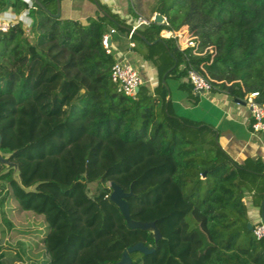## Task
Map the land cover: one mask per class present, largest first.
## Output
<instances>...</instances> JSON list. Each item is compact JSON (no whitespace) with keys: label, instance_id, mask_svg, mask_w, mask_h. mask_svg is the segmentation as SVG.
Here are the masks:
<instances>
[{"label":"trees","instance_id":"1","mask_svg":"<svg viewBox=\"0 0 264 264\" xmlns=\"http://www.w3.org/2000/svg\"><path fill=\"white\" fill-rule=\"evenodd\" d=\"M90 1L94 13L73 19L53 16L56 0H0V10L28 16L0 31V152L18 169L16 181L0 162V264H112L135 242L153 250L130 252L131 264H264V240L246 228L244 200L248 194L264 219V161H234L208 124L173 110L166 82L186 77L190 65L228 95L257 90L264 103V0H155L151 11L168 25L151 21L130 38L157 83L134 97L110 78L130 24ZM134 9L127 1L132 21ZM163 27L186 29L214 54L178 50L160 38ZM108 28L112 53L101 43ZM79 176L130 190V218L155 220L160 238L128 227L110 189L89 196ZM4 205L13 218L43 224L30 256L21 241H8Z\"/></svg>","mask_w":264,"mask_h":264},{"label":"crops","instance_id":"2","mask_svg":"<svg viewBox=\"0 0 264 264\" xmlns=\"http://www.w3.org/2000/svg\"><path fill=\"white\" fill-rule=\"evenodd\" d=\"M119 16L130 20L131 15L125 9L127 0H100ZM60 14L63 17L84 19L94 13V5L90 0H62L59 3ZM139 14L137 10H134ZM155 11L145 13L148 17ZM26 14L22 11L13 14L10 8L0 10V18L22 19ZM114 46V45H113ZM120 50V47L118 48ZM126 43L122 50L125 52ZM127 57L139 71L143 84L152 88L157 83L154 67L140 58L132 49L126 52ZM186 77H167L169 95L173 110L185 117L208 124L215 132L219 146L236 162L242 163L247 158L259 156L264 161V137L262 132L251 130L252 117L249 107L242 98L228 95L214 87L207 92L193 94L190 86L185 83ZM180 81L183 84H180ZM248 204L250 222L253 224L260 218L257 207L251 202L250 196L244 197Z\"/></svg>","mask_w":264,"mask_h":264},{"label":"built area","instance_id":"3","mask_svg":"<svg viewBox=\"0 0 264 264\" xmlns=\"http://www.w3.org/2000/svg\"><path fill=\"white\" fill-rule=\"evenodd\" d=\"M155 13L156 12H153L148 17L137 14L135 21L128 20L130 26L126 36V50L125 52H113L114 61L110 68L111 81L115 84L116 91L131 97L135 96L137 92L136 88H139V86L143 84V80L137 68L126 55V52L133 47V41L130 37L138 27L148 25L151 21H154ZM14 21L16 20L0 18V31H6L12 26ZM160 23H163L165 26L168 25L163 16ZM112 33H114V29L108 28L101 36V43L106 53H112L113 51L110 41ZM158 34L160 38L171 39L176 48L180 51L189 48L190 54L192 55L201 56L205 53H209L211 57L215 52L211 45H200L197 37L188 33L186 29L174 30L172 28L163 27L159 30ZM199 68L203 69L202 63L199 64ZM186 78L191 85L193 94L207 92L214 88L213 83L218 82L190 65L186 68ZM258 95L259 92L257 90H245L242 96L244 103L250 109L252 117L251 130L254 132H262V130H264V103L257 101ZM251 232L256 239L264 240V221L261 217L252 224Z\"/></svg>","mask_w":264,"mask_h":264},{"label":"rangeland","instance_id":"4","mask_svg":"<svg viewBox=\"0 0 264 264\" xmlns=\"http://www.w3.org/2000/svg\"><path fill=\"white\" fill-rule=\"evenodd\" d=\"M127 1L128 3L131 1L135 8L134 10H137L138 13L143 16L145 13H148L151 11L155 0H127ZM125 9H127V4H126ZM22 19H23V22L26 24L28 20V16L25 15L24 17H22ZM122 48H123V45L120 47V50H122ZM115 49L117 50L116 52L120 51L118 47H115ZM0 156L4 159L7 155L0 153ZM3 165L5 167L3 171H5L7 168H9L8 166L10 164L5 163ZM79 179L82 180V182L84 183L85 191L89 196H94L102 188L108 187V182L102 183L98 178L91 182H88L87 180H85L83 176H79ZM170 196L171 194H169V196L167 197V201L169 200L170 205L163 212L164 215H166L167 213L171 211L173 203H174L175 194H174V197H170ZM4 206L2 208L4 210L3 214L6 218L11 220L12 230H13L12 233L10 230H7V236L11 235L12 237L11 239H8V241L10 242L12 247L17 246L16 241H21L24 246L23 256H30L31 252L32 253L36 252V248H35L33 241L36 240L35 237L42 236L43 231H44L43 224L41 223L39 219H34L32 216H28L27 218L24 219V221L19 216H16L13 218L10 215V213L7 211V205L5 207ZM142 217L146 218L145 215ZM26 244H29L30 246L26 247ZM27 248H30L31 252H29ZM18 264H21V263H18Z\"/></svg>","mask_w":264,"mask_h":264},{"label":"water","instance_id":"5","mask_svg":"<svg viewBox=\"0 0 264 264\" xmlns=\"http://www.w3.org/2000/svg\"><path fill=\"white\" fill-rule=\"evenodd\" d=\"M36 4L40 5L38 0H32ZM60 12V6H59V0H56V10L53 13V16L57 17ZM162 20V15L158 12L155 13L154 21L155 22H160ZM138 88H136V91ZM262 134L264 137V130H262ZM1 140V139H0ZM1 153V152H0ZM0 162L2 164L9 163L10 165L8 166L6 170L12 168V176L13 178L18 181V169L17 165L15 162L11 161L8 159V156H6L4 159L0 156ZM5 169V167L3 168ZM108 187L110 189L109 192V200L117 206L119 209L123 219L125 220V223L128 227L130 228H139V229H144V230H149L152 232V236L154 240H157L160 238L161 234L158 230V228L155 225V220H134L130 218L129 215V209H128V204L125 200V197L129 196L131 194V191L129 190L128 192L123 191L120 185L115 183L114 181H108ZM261 219L264 221L263 216H262V211L260 213ZM252 223L247 222L246 223V228L248 230H251ZM153 250L152 247L144 245L142 242H135L129 246H127L120 254V257L117 261L113 262L112 264H131V260L129 257V253L133 251H138L143 254H148Z\"/></svg>","mask_w":264,"mask_h":264}]
</instances>
